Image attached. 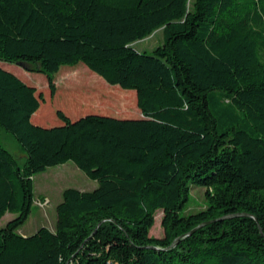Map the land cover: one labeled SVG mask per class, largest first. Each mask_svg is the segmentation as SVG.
I'll use <instances>...</instances> for the list:
<instances>
[{
    "label": "trees",
    "instance_id": "obj_1",
    "mask_svg": "<svg viewBox=\"0 0 264 264\" xmlns=\"http://www.w3.org/2000/svg\"><path fill=\"white\" fill-rule=\"evenodd\" d=\"M1 62L45 74L51 96L84 63L144 118L36 125L43 94L0 64V126L25 154L0 142V221L16 215L0 264H264V0H0ZM70 160L98 187L66 188L54 228L21 234L35 176ZM194 186L206 206L187 212Z\"/></svg>",
    "mask_w": 264,
    "mask_h": 264
},
{
    "label": "rangeland",
    "instance_id": "obj_2",
    "mask_svg": "<svg viewBox=\"0 0 264 264\" xmlns=\"http://www.w3.org/2000/svg\"><path fill=\"white\" fill-rule=\"evenodd\" d=\"M163 41L162 30L152 36L138 41L135 47L141 51L151 52ZM2 67L18 75L23 81L42 93L44 101L40 113L47 120V127L62 124L56 111L63 110L72 119L77 120L88 114L108 115L120 119H143L144 116L137 106L134 91L123 89L118 85L108 84L102 77L91 71L84 63L63 65L55 74L56 93L51 96L47 76L43 73L29 72L22 65L1 62ZM35 123V120L33 122ZM39 125V124H36ZM0 142L18 159L22 165L25 154L15 137L0 126ZM74 187L93 190L98 182L87 176L73 161L48 168L34 178L35 204L28 220L19 232L34 234L40 227L54 228L57 220V206L63 201V191ZM47 202V203H46ZM206 206V189L194 186L192 198L187 212H194ZM16 215L7 213L0 221L5 226ZM163 212L158 211L155 223L150 231L151 236L163 237Z\"/></svg>",
    "mask_w": 264,
    "mask_h": 264
},
{
    "label": "crops",
    "instance_id": "obj_3",
    "mask_svg": "<svg viewBox=\"0 0 264 264\" xmlns=\"http://www.w3.org/2000/svg\"><path fill=\"white\" fill-rule=\"evenodd\" d=\"M132 91H134V90H132ZM134 94H135V96H136V91H134ZM136 100H137V97H136ZM39 113H40V111H39ZM34 120H35V123L36 124H39V125H41V126H44V127H47V120L44 118V116L43 115H39L38 117H36V114L33 116V118H32V121L34 122ZM74 120V119H73ZM61 125V124H60ZM84 189V188H83ZM83 189H81V190H83ZM21 234H23V235H27V234H24V233H21Z\"/></svg>",
    "mask_w": 264,
    "mask_h": 264
},
{
    "label": "water",
    "instance_id": "obj_4",
    "mask_svg": "<svg viewBox=\"0 0 264 264\" xmlns=\"http://www.w3.org/2000/svg\"><path fill=\"white\" fill-rule=\"evenodd\" d=\"M195 230H196V228L193 229V230H191L188 234H192ZM177 241H178V240H176L175 242H177ZM173 244H175V243H173Z\"/></svg>",
    "mask_w": 264,
    "mask_h": 264
},
{
    "label": "built area",
    "instance_id": "obj_5",
    "mask_svg": "<svg viewBox=\"0 0 264 264\" xmlns=\"http://www.w3.org/2000/svg\"><path fill=\"white\" fill-rule=\"evenodd\" d=\"M47 203V202H46Z\"/></svg>",
    "mask_w": 264,
    "mask_h": 264
}]
</instances>
